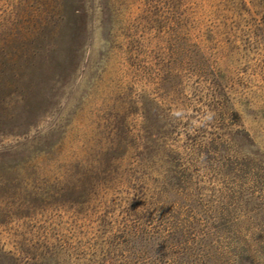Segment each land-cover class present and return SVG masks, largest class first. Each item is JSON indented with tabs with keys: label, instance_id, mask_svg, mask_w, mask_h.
I'll use <instances>...</instances> for the list:
<instances>
[{
	"label": "rangeland",
	"instance_id": "rangeland-1",
	"mask_svg": "<svg viewBox=\"0 0 264 264\" xmlns=\"http://www.w3.org/2000/svg\"><path fill=\"white\" fill-rule=\"evenodd\" d=\"M188 32L204 57L191 49L171 106L168 60ZM135 48L138 79L123 64ZM168 110L188 168L168 196L194 231L179 250L154 246L152 264H264V0H0V264H56L36 256L60 246L70 264H98L148 187L132 153L110 176L106 156L84 177L60 160L107 113L137 142Z\"/></svg>",
	"mask_w": 264,
	"mask_h": 264
},
{
	"label": "trees",
	"instance_id": "trees-1",
	"mask_svg": "<svg viewBox=\"0 0 264 264\" xmlns=\"http://www.w3.org/2000/svg\"><path fill=\"white\" fill-rule=\"evenodd\" d=\"M81 39L78 43H81ZM175 43L168 60L170 64L168 79L172 81L169 88L171 106L175 105L172 98L176 95L178 87L181 85L180 81L185 76L183 66L192 64L191 49H196L204 57L200 43L193 42L189 32L183 35V44H181L183 46ZM138 62H140L139 53L135 48V52H132L130 58L125 59L123 63L127 67L125 71L133 69L137 79L140 77L139 74L144 73V70H146V66ZM208 65L210 66V64ZM215 86L218 87L219 85L215 84ZM117 90L120 91V88L117 87ZM210 91H212V99L216 102L215 111L223 109L221 102L225 96L218 93L215 88ZM114 93L110 92V95ZM111 100V98H108L107 102L110 103ZM217 101H221L220 104ZM177 111L168 110V114L163 116L165 118L163 126H157L156 130H153L155 131L154 134L147 135L145 140L137 142L121 138L118 134V126L114 121L111 122L113 117L107 113L100 119L102 122L94 128L91 136L86 135L84 140L78 142L80 143L77 144L78 146H74L70 150L71 153L69 152L68 155L71 158H67V155L60 160L75 159L77 167L84 170L82 172V177H84L88 173L93 174L96 165L100 163L98 159L106 156L108 164L102 173L104 176H110L115 173L113 165L121 167L123 163L132 159L130 157V153H132L137 159L138 168H140L137 173L139 176L138 178L135 177V180L148 187L145 189L144 202L140 208L134 207L125 212L123 222L116 232L117 234L113 235L117 242L109 244L108 254L106 252L98 264H152L154 257L150 250H155L154 246L157 245L158 248H161L160 250H179L181 246H187V237L192 234L194 229L190 223L184 222L180 217L183 215L191 217L189 214L192 211L189 210L191 207L183 205L177 200H171L168 196L171 192L176 193L177 196L183 194L186 181L184 172L188 170L184 164H181L180 154L173 148L171 139L172 135L177 133V126L180 125ZM160 114L158 115L160 116ZM123 127L126 128V126ZM127 128L129 137V134H132L135 128L128 124ZM137 140H139L138 137ZM66 142L64 139L62 142H57L56 145H58V148H64ZM193 142L188 146L189 152L191 154L201 152L198 148L204 145L203 142H197L196 140ZM89 152L94 154V159L91 161L87 159ZM196 162L202 163L199 159ZM161 168L162 172H157V169ZM152 173L156 174L157 178H153ZM173 181H177L178 184H173ZM182 184L184 186H181ZM60 247L61 250H47L42 254L44 256L37 255L36 260L50 256V258L55 259L56 264H70L74 253L70 250H62L64 247ZM16 252L20 253V251ZM83 260L84 262L89 261L85 257L79 259V261Z\"/></svg>",
	"mask_w": 264,
	"mask_h": 264
}]
</instances>
